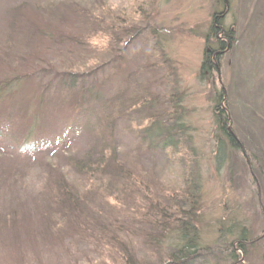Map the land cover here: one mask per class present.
Returning a JSON list of instances; mask_svg holds the SVG:
<instances>
[{
    "label": "rangeland",
    "instance_id": "rangeland-1",
    "mask_svg": "<svg viewBox=\"0 0 264 264\" xmlns=\"http://www.w3.org/2000/svg\"><path fill=\"white\" fill-rule=\"evenodd\" d=\"M35 1L13 0L11 8H21L23 5L22 9L17 10L22 13L21 22L24 25L26 21H38L36 34L43 37L45 46L56 41L57 26V32L66 34H73L74 30L81 28L79 24L74 26L71 21L61 24L50 18H45L44 22L37 20L36 11L30 9ZM39 1L43 8L53 6L52 0ZM104 1L113 10V13H109L110 19L112 15L114 18L120 15L131 18L136 28L131 34L137 35L127 40L123 38L116 45L113 50L120 48L119 54L116 51L112 52L113 55L96 54V58L103 59L110 55L104 64L89 60L87 66L83 67L86 65L84 64L83 68L80 67L82 69L78 74L79 81L75 85H80L85 76H89L108 102L119 95L122 80L125 81L131 76L137 84L146 87L149 93L164 99L166 105L163 106L168 110H172L174 105L170 106L166 99L177 96L181 110L180 120L186 128L184 140L189 141L193 151V163L190 162L199 178L198 228L201 247L211 251L195 264H232L230 246L243 229L248 233L249 239L255 242L244 251L236 250L235 254L240 261L238 264H264V0H228L226 5L222 0ZM141 6L143 10L148 7L150 13L145 20H142L141 15L134 14L136 9L141 10ZM225 9L228 12L218 27L231 29L233 36L224 41L225 47L221 50V59L218 60L219 70L212 75L203 76L201 65L204 53L216 44L211 39V29L216 26L213 23L214 17ZM3 11L0 6V37L6 28ZM32 29V26H24L21 38L23 35L24 38L28 36ZM207 40H210L209 48ZM13 50L15 57L7 61L0 56V81L17 78L21 74H28L29 77V74L32 75L31 69L37 71L29 77L28 82H22L24 79H21L17 86L9 87L3 93L0 113L8 110L9 113L20 116L19 124L26 126L32 123V117H36L40 127L44 125L46 128L42 129L37 125L39 136L25 135L19 128L15 130V134L13 131V134L0 136L1 162H6V169L15 168L24 174L35 169L30 183L40 180L39 171L44 169L48 170L49 176L56 175L54 180L61 175L60 172L69 169L68 162L71 157L88 148L86 140L91 137V144L96 142L101 132L95 123L97 119L105 117V113L112 114L115 110L110 103L100 102L93 106L80 103L81 112L85 111L89 115H80L75 119L77 109L59 114L53 107L40 105L44 97L41 92L50 97L49 99H59L57 102L62 103H65L64 100L69 98L70 93L66 90L59 91L65 84L54 81L50 74H46L47 70L39 71L40 61H23L26 53L24 48L20 52ZM49 58L50 54L47 55V59ZM113 58L121 60L116 63ZM51 62L58 63L54 56ZM97 66H101L99 73L92 75ZM59 67L56 65L54 69L62 72ZM218 92L225 94L222 106L229 113L228 130L238 138L243 147V152L227 151L226 161L220 167L216 162L217 137L220 136L215 109ZM74 95L79 97L77 92ZM144 116L145 112L140 108L132 116L124 117L126 120L120 122L116 133V145L123 150L125 158L134 154L140 164L138 168L157 177L161 184H171L175 177L172 173L175 171L173 168L172 176L164 173L167 155L165 158L161 149L140 140L142 135L138 133L136 124ZM130 117L136 124L129 125ZM80 119L79 124L88 125L90 120L93 127L97 128L90 137H83V134L81 137L72 135L65 142H68L66 146L60 145L57 141L59 135L64 136L65 132L70 131V126ZM167 120L168 118L161 120L163 125L170 127L174 124L175 120ZM44 143L51 146L44 149ZM95 146L101 150L98 143ZM23 147L25 150L21 151ZM73 177L76 178L75 175ZM149 177L147 176L148 179ZM147 178L145 177L146 181ZM3 180L0 173L1 191L2 184L4 188L8 186ZM12 181L13 179L10 180L11 183ZM15 195L12 192L6 195L11 199L6 196L0 198V217L13 204L15 209L30 216L24 221L30 223L31 218L36 217L32 215L36 212L35 204L39 201L37 193L31 191L28 195H22L24 197H20L21 200ZM44 225L41 222L38 227L43 228ZM3 229L5 228L0 229V264H57L59 261L61 264H88L92 257L90 248L82 241L71 242L74 238H70V232L64 235L71 239L66 243V250L54 245L55 242L49 244L52 241L50 238L45 245L44 242L41 245L26 238L25 242H21L18 241L20 237L15 231L13 234ZM22 230L24 229L19 231Z\"/></svg>",
    "mask_w": 264,
    "mask_h": 264
},
{
    "label": "trees",
    "instance_id": "trees-1",
    "mask_svg": "<svg viewBox=\"0 0 264 264\" xmlns=\"http://www.w3.org/2000/svg\"><path fill=\"white\" fill-rule=\"evenodd\" d=\"M11 1L13 0L0 1L1 11L4 10L3 14L6 18V21L2 18L6 28L0 37V56L7 61L15 57L13 49L15 52H20L24 48L26 53L22 58L23 61L31 59L35 62L40 61L39 71L47 70L46 74H50L54 81L65 84L59 91L66 90L70 93L69 98L62 103L57 102L59 99L57 101L53 98L49 99L50 97L41 92L44 97L39 104L53 107L59 114L77 109L75 119L80 115H89L85 111L81 112L80 103L84 105L88 103L91 106L100 102L110 103L115 111L112 114L105 113V117L101 115L102 117L95 122L101 131L95 142L100 145V151L95 143L92 145L90 142L89 135L97 128L93 127L90 120L86 125L79 124L80 119L70 126L69 132H65L66 136L59 135L57 141L63 146L68 144L65 142L72 135L81 137L83 134V137L90 138L86 140L88 148L71 157L68 162L69 169L60 172L61 175L57 174L59 176L54 180L56 175L49 176L48 170L44 169L39 171L40 180L30 183L31 175L35 172L34 168L26 174L16 171L15 168L6 169L4 167L6 162H1L3 159L0 158L1 177L8 183L7 188L2 184L0 198L13 192L21 200L20 197H24L22 195H28L31 191L37 193L36 197L39 198L35 204L36 212L32 215L36 217H32L30 223L24 222L30 216L24 215L12 204L0 217V229L5 228L3 230L10 233L15 231L20 237L18 241L21 242L22 240L25 242L26 238L41 245L44 242L45 245L50 238L52 241L49 244L55 242L54 245L66 250H68L66 243L71 240L70 238H74L71 242L82 241L91 251L92 257L89 258L88 264H195L199 259L201 261V258L206 257L211 251L201 247L198 228L199 178L195 173L196 169L191 166L193 151L189 141L184 140L186 128L180 120L179 98L169 96L166 99L170 106L174 105L172 110H168L163 106L166 105L164 99L149 93L146 87L137 84L131 76L125 81L120 79L122 82L119 85V95L108 102L89 76H85L80 85H75L79 81L77 79L80 70L88 65L86 63L89 60L104 64L110 55L103 59L96 58V54L113 55L114 51L117 54L121 53L120 48L113 49L123 38L127 40L137 35V33L131 34L136 30L134 21L121 15L117 18L112 15L110 19L109 13H113L111 12L113 10L108 4L103 3L104 0H52L53 6L46 8H43L41 1L36 0L30 9L36 11L37 20L44 22L45 18H50L61 24L71 21L74 26L79 24L81 27L74 30L73 34L70 32L66 34L57 32V26L56 29L54 28L55 35H58L56 41L49 42L52 45L45 46L43 37L36 34L38 21H26L24 25L23 21L21 22L22 13H19L23 5L21 8H11ZM147 8L143 10L141 6V10L136 9L134 14L141 15L142 20H145L150 14ZM217 22L218 24L211 29V39L216 44L214 48L206 49L204 53L201 65L203 76L212 75L220 68L218 60L221 59V50L225 47V43L218 38L221 30L217 27L221 24V19H217ZM24 26L25 28L32 26L33 29L28 36L24 38L23 35L21 38ZM41 31L43 32V29ZM224 32L223 40L232 38L231 29H226ZM210 45V40H207V47L209 48ZM48 54H50L49 59H47ZM53 56L58 63L51 62ZM120 60L115 59V62L118 63ZM69 62H72V65ZM56 65L62 68V72L54 69ZM100 69L101 66L95 67L91 74L97 75ZM31 71L34 75L37 69ZM172 71L171 69L170 72ZM32 75L29 74V77L31 78ZM16 77L4 82L0 81V100L9 87L17 86L21 79H24L22 82L30 80L28 74ZM76 92L79 97L74 95ZM224 96L223 92H218L215 108L220 134L217 137L216 157L219 167L226 161L227 151L243 152L238 138L228 130L230 118L228 111L222 106ZM140 108L145 112L143 120L136 124V121L133 122L130 117L128 123L130 126L136 124L138 133L142 135L140 140L161 149L164 157L167 155L164 173L172 176V169L174 168L175 171L172 173L175 177L171 184H161L157 177L156 179L154 175L138 168L140 164L134 154L125 158L122 154L123 150L116 145V133L120 122L125 121V116H132ZM19 117L9 113L8 110L0 113L1 137L9 133L13 134V131L15 134L17 128L25 135L39 136L38 118L32 117V123L26 126L19 124ZM161 118L176 122L168 127L163 125L161 120L164 119ZM25 120L26 116L23 123ZM40 128L45 129L46 126L42 125ZM50 146L51 144L44 143L43 148ZM24 150V147L21 148V151ZM74 175L76 178L73 177ZM147 176H150L149 179ZM11 179H13L12 183ZM6 197L10 198V196ZM10 202L14 203L12 200ZM41 222L45 224L43 228L38 227ZM21 229L24 230L19 231ZM67 232L72 233L70 238L64 236ZM240 232L230 246L232 264L240 262L235 254L236 250L244 251L255 242L249 239L244 229Z\"/></svg>",
    "mask_w": 264,
    "mask_h": 264
},
{
    "label": "flooded vegetation",
    "instance_id": "flooded-vegetation-1",
    "mask_svg": "<svg viewBox=\"0 0 264 264\" xmlns=\"http://www.w3.org/2000/svg\"><path fill=\"white\" fill-rule=\"evenodd\" d=\"M227 1L228 0H222V2L226 5L227 4ZM227 8V7H226ZM228 12V9L226 10L225 9V11L224 12H220V13H217L216 14V16L214 17V21H213V23H214V25H216V24H218V22H217V19H224L225 17H226V13ZM217 29H219V30H221V31H219V35H218V38H220V39H222V41H225V40H223L224 39V31H225V29H222V28H219V27H217Z\"/></svg>",
    "mask_w": 264,
    "mask_h": 264
}]
</instances>
